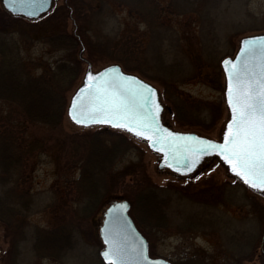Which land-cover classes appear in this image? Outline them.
<instances>
[{"label":"rangeland","instance_id":"obj_1","mask_svg":"<svg viewBox=\"0 0 264 264\" xmlns=\"http://www.w3.org/2000/svg\"><path fill=\"white\" fill-rule=\"evenodd\" d=\"M5 12L0 0V37L18 45L19 55L34 66L35 73L61 60L82 66L65 93L69 99L82 83L88 64L95 71L118 63L165 94L160 101L166 125L215 139L224 131L229 115L220 60L234 55L241 37L264 32V0H54L35 19L4 18ZM78 12L85 16L81 26L75 21L81 17ZM60 29L76 36L81 33L87 45L49 47L41 37ZM215 72H220L217 82ZM11 109L0 100V163L5 165L12 162L1 138L4 129L16 135L15 141L46 137L48 132L46 125L21 119ZM103 127H81L66 118L62 126L68 133ZM48 133L46 150L24 154L17 168L0 165V199L20 208L6 216L7 223L0 220V264L11 259V264H104L98 254L102 247L98 226L111 200L105 196L89 219L76 218L78 195L76 189L69 191L73 186L69 183L78 178L79 170L61 167L57 132ZM123 135L131 139L132 148L117 158L115 171L141 166L164 199L165 229L157 226L144 232L154 254L173 262L264 264L259 257L264 191L232 177L214 156H205L189 175L159 170L158 154L146 141L127 132ZM115 190L110 196L119 195ZM72 216L77 230L74 247L58 259L36 256V231L72 220ZM247 254L252 259L247 260Z\"/></svg>","mask_w":264,"mask_h":264},{"label":"trees","instance_id":"obj_2","mask_svg":"<svg viewBox=\"0 0 264 264\" xmlns=\"http://www.w3.org/2000/svg\"><path fill=\"white\" fill-rule=\"evenodd\" d=\"M6 16L23 18L5 12L4 18ZM84 19L85 16L81 14L75 21L81 26ZM80 34L76 36V33L60 29L52 30L41 38L53 49H69L75 45H87ZM4 39L0 37V80L3 77L0 81V100L7 102L12 108L11 111L21 119L40 122L47 126L48 132H57L55 142L61 143L60 155L57 156L61 167L64 170H79L78 178L69 183L70 187L73 185L69 191L76 189L78 195L75 199L76 218L79 221L89 219L93 216L96 205L103 202V198L108 195V200L123 197L130 201V214L143 233L147 228L157 226L165 229L168 221L164 225V199L157 195L156 188L150 184L141 166L134 165L126 171H115L117 158L132 148L131 139L123 135L125 131L104 125L103 128L91 131L64 132L62 126L65 118L74 124L67 115L69 97L65 93L68 87H72V80L80 74L82 66L61 60L56 61L55 65L42 66L35 73L34 66L19 55L18 45H10ZM220 72L223 75L221 67ZM220 72H215L214 77L217 78ZM216 78L215 81H218ZM161 94L165 95L163 92ZM164 98L168 99L166 96ZM7 129L1 132V138L10 149L7 157L12 162L10 165L15 168L19 167L24 154L34 155L38 151L46 150V137L51 135L46 132V137L34 136L30 140L15 141L16 135ZM0 165L4 169L10 166ZM115 188L119 190V195L110 196L116 191ZM16 201L18 204L19 201ZM17 206L15 208L0 199V220L7 223L6 216L13 212L15 214L20 209ZM161 217L162 220L159 221ZM73 220L76 219L72 216V220L36 231L33 243L35 255L58 259L72 249L75 245L74 233L77 231ZM11 263L12 259L8 261V264ZM174 264L201 263L199 260L187 259L175 261Z\"/></svg>","mask_w":264,"mask_h":264},{"label":"water","instance_id":"obj_3","mask_svg":"<svg viewBox=\"0 0 264 264\" xmlns=\"http://www.w3.org/2000/svg\"><path fill=\"white\" fill-rule=\"evenodd\" d=\"M1 3L4 9L11 14L34 19L47 12L53 0H1ZM258 38H264V32L241 37L234 55H227L220 62L224 72V96L229 115L219 139L194 131L175 130L166 125L163 121L164 107L160 102L158 89L139 75L123 70L118 63H109L95 71L88 64L82 83L76 87L69 99L67 115L77 125L101 124L91 122L94 119H99L101 115L93 111L94 107L99 106L107 99H111L114 95L121 96L127 100L133 109L134 117L139 116L142 118L143 124L148 125V127H143L133 122L129 123V126L135 127L138 131H143L145 136L151 137V139H145L132 131L121 129L147 141L148 147L160 154L157 163L158 169L171 171L182 176L189 175L202 165L201 161L205 156H214L220 159L231 175L245 183L243 177L237 176L231 170V165L225 162L217 149L205 148L200 141L224 143L228 124L233 115L228 103L229 77L233 72L232 65H236V72L241 79L260 78L261 72L264 71V47L261 46ZM246 40H256L257 42L250 52L242 53V49L247 47L243 43ZM246 67L248 72H246ZM89 74L95 79L88 80ZM89 84L91 85L90 88L87 86ZM74 102L75 107H73ZM73 116L84 121V123H77L72 119ZM108 125L114 127L112 124ZM193 161H195L194 164H192ZM189 164H192L191 171L188 169ZM245 184L250 186L248 183ZM129 211L130 203L125 198L114 199L104 208L99 225V236L103 244L99 251L101 260L105 264H173L163 257H150L148 255L147 240L135 225ZM106 252L109 253V256H105Z\"/></svg>","mask_w":264,"mask_h":264},{"label":"snow or ice","instance_id":"obj_4","mask_svg":"<svg viewBox=\"0 0 264 264\" xmlns=\"http://www.w3.org/2000/svg\"><path fill=\"white\" fill-rule=\"evenodd\" d=\"M258 40L264 47V38ZM256 42V40L244 41L247 47L242 49V53L250 52ZM232 68L233 72L229 77L228 103L233 115L228 124L224 143L216 144L212 141H200V143L205 148L217 149L237 176L243 177L245 183L250 184L252 188L264 191V71L261 72L259 79H241L236 72L235 64ZM248 71L246 67V72ZM94 79L95 77L89 74L88 80ZM87 86L91 87L90 84ZM93 111L101 115L99 119L91 121L92 123L112 124L114 127L132 131L142 138L151 139L146 137L143 131L129 126V123L134 122L138 126L148 127L147 124H143L142 118L134 117L133 109L121 96L114 95L94 107ZM72 119L77 123H84L75 116ZM194 163L195 161L192 162ZM192 164L188 165L189 171L192 170ZM105 256H109V253L106 252Z\"/></svg>","mask_w":264,"mask_h":264},{"label":"flooded vegetation","instance_id":"obj_5","mask_svg":"<svg viewBox=\"0 0 264 264\" xmlns=\"http://www.w3.org/2000/svg\"><path fill=\"white\" fill-rule=\"evenodd\" d=\"M235 181V180H234ZM234 181H232V182H234ZM246 234V233H245ZM147 242H148V254L151 256V257H157V256H161V255H156V254H154L151 250H150V245H149V241H148V239H147ZM259 248H260V254H259V257H262L263 259H264V231L262 232V234H261V240H260V243H259ZM161 257H163V256H161ZM247 260H249V259H252V255H250V254H247ZM165 258V257H164Z\"/></svg>","mask_w":264,"mask_h":264}]
</instances>
